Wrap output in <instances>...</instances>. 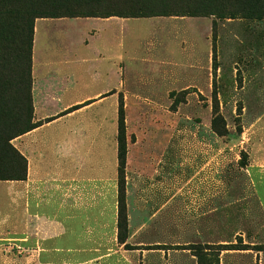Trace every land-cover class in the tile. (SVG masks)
<instances>
[{"label": "rangeland", "instance_id": "obj_1", "mask_svg": "<svg viewBox=\"0 0 264 264\" xmlns=\"http://www.w3.org/2000/svg\"><path fill=\"white\" fill-rule=\"evenodd\" d=\"M27 5L14 10L31 9ZM32 6L55 18H111L37 22L36 77L49 80L52 63L70 65L62 35L96 30L116 34L117 71L105 78L88 71L83 88L62 96L63 102L73 94L106 96L84 101L88 105L67 119L85 127L79 145L86 178L31 195L30 213L42 215L40 223L0 226V264H200L197 251L214 253L201 264H264V170L254 168V143L264 133V0H52ZM20 25L11 23L15 56L0 70L9 86L25 89L29 62L16 51L27 50L30 41ZM6 44L4 33L0 54ZM119 103L126 142L121 178ZM216 114L224 134L213 127Z\"/></svg>", "mask_w": 264, "mask_h": 264}, {"label": "crops", "instance_id": "obj_2", "mask_svg": "<svg viewBox=\"0 0 264 264\" xmlns=\"http://www.w3.org/2000/svg\"><path fill=\"white\" fill-rule=\"evenodd\" d=\"M77 20L104 21L111 18L96 17H62ZM62 18H36L34 21L32 35V121L41 123L30 130L15 136L10 140L11 144L26 158V177L25 179L0 180L2 183L5 200L0 204V226H13L21 223L23 228L35 227L40 223L42 215L30 213L31 195L41 194L45 186L50 184H59L62 181L83 180L86 176H80V169L83 170L84 154L79 145V135L85 132V127L80 123L69 125L67 119L75 116L83 106L93 104L96 101L106 97L102 92L94 95H88L86 98H78V94H73V100L63 102V95L68 91H77L79 87L83 88L86 80L90 77L85 75L86 72H97L103 74L116 72L117 58V37L111 32L95 31L94 35L90 34H66L61 36L62 49L66 53L67 64L65 69H60L52 63L49 65V80L42 81L41 77H36L35 68L39 66L35 60L36 49L40 47V38L37 36V22L41 19L51 21ZM87 35V38H86ZM87 39V40H86ZM49 40V39H48ZM47 41V40H46ZM52 42H49L51 53L53 52ZM59 46H61L59 44ZM68 58V59H67ZM95 61V66L89 67ZM57 64V63H56ZM63 77L65 82L56 80ZM101 93V94H100ZM105 93V92H104ZM86 100H92L88 104H83ZM58 103L61 105L54 112L45 111V106ZM81 105V106H78ZM77 106L75 109H71ZM116 111V106H115ZM47 118H52L46 121ZM54 122H60L58 131L50 134L49 126ZM76 135V136H74ZM69 137H76L69 140ZM254 168L264 170V133L258 134L254 143ZM72 169V170H70ZM35 216V217H33ZM37 217V219H35ZM34 220V224L31 220ZM37 220V221H36ZM13 222V225L8 224ZM37 222V223H36Z\"/></svg>", "mask_w": 264, "mask_h": 264}, {"label": "trees", "instance_id": "obj_3", "mask_svg": "<svg viewBox=\"0 0 264 264\" xmlns=\"http://www.w3.org/2000/svg\"><path fill=\"white\" fill-rule=\"evenodd\" d=\"M47 1L52 0H0V36L5 33L6 52L0 54V66L1 62L5 59H11L15 56V49L13 47L11 33V23L16 22V20L21 23L20 32L27 30L28 39L30 41L27 50L20 48L16 51L18 58H27L28 64V75L30 77L29 84L27 88H13L5 82L7 72H2L0 70V180H20L26 177V158L11 144L10 140L17 135H20L34 126L40 124V121H32V98H31V83L32 77L31 66H32V35L34 27V19L37 17H60L57 14H50L48 9L45 7L33 8L34 5H39L40 3H47ZM40 2V3H38ZM25 3H30L31 9H24L20 12L14 10V7H19ZM116 15L108 14L105 16ZM91 16H99L98 14H92ZM24 50V51H23ZM1 69V67H0ZM24 92V94H23ZM16 101L17 103H13ZM77 106H73L71 109H75ZM52 118H47L46 121ZM214 129L220 133L224 134V124L219 117L215 115L213 119ZM117 173L118 177L121 178L125 168L126 160V142L124 138V117L122 105H118V134H117ZM193 248V247H192ZM210 249V247H207ZM200 264L204 257H211L214 253H209V251H197L195 253ZM204 264V263H203ZM207 264H215L212 259H208Z\"/></svg>", "mask_w": 264, "mask_h": 264}]
</instances>
